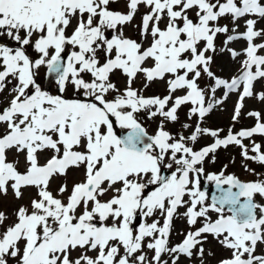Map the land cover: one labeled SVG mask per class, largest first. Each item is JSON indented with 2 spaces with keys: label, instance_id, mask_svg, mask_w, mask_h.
Wrapping results in <instances>:
<instances>
[{
  "label": "snow or ice",
  "instance_id": "snow-or-ice-1",
  "mask_svg": "<svg viewBox=\"0 0 264 264\" xmlns=\"http://www.w3.org/2000/svg\"><path fill=\"white\" fill-rule=\"evenodd\" d=\"M112 2L0 0V194L21 200L35 189L12 223L0 211V264H205L209 235L230 250L217 264H264V203L255 200L264 178L247 163L253 181L226 174L227 165L205 167L231 145L264 166V144L254 139L264 137L261 113L248 112L254 126L234 131L245 99L264 101L254 91L264 80V0H126L124 12ZM138 15L134 38L125 29ZM220 36V52L243 57L231 77L212 70ZM239 40L241 51L229 47ZM42 69L55 91L44 88ZM140 76L145 88L165 82L166 94L145 96L133 87ZM231 94L238 99L222 136L203 122ZM141 115L159 118L153 133ZM202 137L212 142L197 148ZM70 169L82 179L49 190ZM177 217L188 230L173 244Z\"/></svg>",
  "mask_w": 264,
  "mask_h": 264
},
{
  "label": "rangeland",
  "instance_id": "rangeland-1",
  "mask_svg": "<svg viewBox=\"0 0 264 264\" xmlns=\"http://www.w3.org/2000/svg\"><path fill=\"white\" fill-rule=\"evenodd\" d=\"M110 7L112 10L115 11H126V0H113V2L110 4ZM141 13L145 11V9L142 7L140 9ZM140 16L138 15L136 19L133 21L132 24L126 26V34L128 36L137 37V30H136V24L139 22ZM221 23H230V18L222 19ZM258 28H264V20H258L257 23ZM243 31V27L240 29ZM223 36L218 37L216 41L217 46V52L214 56V63L212 65V70L217 73V75L223 76V77H231L233 75H236L240 68V60L243 59V57H238L236 60H233L230 56V54L227 51L220 52L219 49L223 47ZM259 42V41H257ZM231 48H235L238 51H241L244 47H246V41L239 40L235 41L232 44L229 45ZM210 55L212 53H209ZM264 54V53H262ZM41 82L44 86L45 82V75L44 70H41V76H40ZM113 80L115 83H117V86L121 89L125 86V78L122 77L120 73H117ZM147 82L143 78V76H140L133 84V87L142 90L143 94L145 96H153V95H163L166 94V84L165 82L161 81H154L151 84L148 85V87L145 88V84ZM209 83L208 81H201L202 85H205ZM45 88V87H44ZM46 89V88H45ZM50 91H55V84L52 83V86L50 89H46ZM254 91L256 92H262L264 91V80L257 81L254 85ZM222 95L221 91H218L217 96ZM238 97L236 94H231L227 100L223 103V105L213 109L211 113H209L205 118L203 122L204 127L208 128H223L225 131L224 133H221V135H225L227 132V129L232 126V120L231 117L234 112L235 103L237 101ZM187 107H182L179 115H180V123H183L186 119V111ZM250 111H257L261 113V117L264 118V101H259L255 97L252 98H246L244 101V107L241 110V115L239 117L238 122L235 124L234 131H238L241 128H249L254 126L256 123V120L254 117L249 116L247 113ZM142 120H144L145 127L148 129L149 133H153L156 129L158 119L148 121L144 118L143 115L140 117ZM194 122V121H193ZM180 123H177L175 125H168V130L177 132L180 130ZM187 134V133H186ZM254 139L261 144H264V137L256 136ZM212 142L211 137H202L197 144V148H199L202 145L209 144ZM245 143H248V141H245ZM239 148L231 145L227 149L221 148L217 151L216 155V161L213 163L211 161V158H209L206 162V170L208 172H219L224 165H227L226 174H235L237 177H239L242 181H253L257 179L258 177L253 175L250 172L244 171V168L242 167L243 164L247 163L250 168H253L256 170L257 173L261 174L260 178H264V166H261L259 164L250 162V161H243L242 157L239 155ZM15 158L14 153H9V159L12 160ZM20 164L18 165V168L20 170L24 169V159L23 156L19 157ZM234 159V163L232 162ZM44 162L43 156L41 157V163ZM82 179L81 172L70 169L68 172V175L65 176H55L52 178V181L50 183V189L54 193L57 191L60 185L65 183L67 181L69 188L74 182L79 181ZM201 182L203 184H207L208 186H212L210 182H208L204 177H201ZM35 194V189H27L25 190L24 198L21 200L15 199L11 191L7 196H4L3 194H0V211H3L8 215L9 219L7 223H12L15 219V211L20 205H27L29 202V199L33 197ZM255 200L257 203H264V197L259 196L258 194L255 197ZM183 212V209L180 210ZM188 230V226L185 222V220L182 217H177L174 220V228L171 235V242L177 243L179 242L183 237L181 233L186 232ZM205 247V264H217L218 260L224 257L230 256V250L224 249L221 245L218 244V242L215 240L214 237L211 235L208 236L207 242L204 245ZM211 251L213 255L208 256L207 253ZM257 254H264V243H258L257 246ZM181 264H199V260L195 259L192 262H188L187 260L183 259L181 260Z\"/></svg>",
  "mask_w": 264,
  "mask_h": 264
},
{
  "label": "water",
  "instance_id": "water-1",
  "mask_svg": "<svg viewBox=\"0 0 264 264\" xmlns=\"http://www.w3.org/2000/svg\"><path fill=\"white\" fill-rule=\"evenodd\" d=\"M52 83H53V80L51 77H45L44 87L46 89H50L52 86ZM203 190H206L207 192L209 191L207 184H203ZM214 192H215V186L213 185L210 191V195L213 194Z\"/></svg>",
  "mask_w": 264,
  "mask_h": 264
}]
</instances>
